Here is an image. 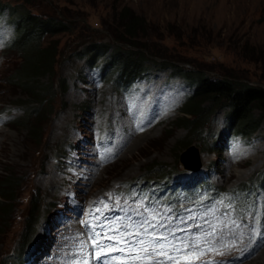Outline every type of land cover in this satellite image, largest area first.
<instances>
[{
  "label": "rangeland",
  "instance_id": "obj_1",
  "mask_svg": "<svg viewBox=\"0 0 264 264\" xmlns=\"http://www.w3.org/2000/svg\"><path fill=\"white\" fill-rule=\"evenodd\" d=\"M124 8L145 20L134 43L148 48L149 62L162 61L157 53L176 59L175 64L184 69L264 88V0H0V177L9 171L20 179L13 212L0 228V264L37 241L45 242L49 251L56 243L58 221L66 220L61 226L73 223L76 204L80 216L92 202L104 200L124 182L186 172L183 156L195 155L202 166L199 175L223 193L216 204H226L237 185L255 180L264 171V122L251 138L232 137L223 144L226 122L220 110L203 138L194 139L187 148L181 143L188 133L175 124L192 93L183 79L153 69L135 80L127 95L116 90L117 71L98 81L96 70L88 67L82 54L101 44L129 48L118 40V14ZM21 13L52 18L66 27L40 42L55 46L58 58L51 76L52 96L41 106L51 115L36 118L42 134L39 144L34 135L16 125L24 116L16 105L26 107L28 100L14 80L21 72L22 56L11 46L16 26L9 19ZM104 63L98 60L105 72ZM39 81L45 86L48 78ZM119 143L125 145L122 151L101 166L99 160ZM257 191L250 217L240 229L243 218L233 209L220 213L210 208L203 213L201 227L195 225L200 218L196 210L171 212L164 197H139L132 210L105 202L99 213L104 222L101 230L108 235L112 231L125 234V226L132 233L139 231L150 218L160 232H167L173 222V234H181L187 247L181 254L169 251L133 259L138 254L143 257L139 243L129 240L118 252L114 247L101 249V244L114 246V238L88 233L86 241L65 247L59 264H98L97 254L110 258V264H264V192ZM34 200L37 219L28 224ZM139 218L145 221L137 228ZM185 225L191 230H182ZM219 232L224 240L233 236L235 243L216 252L219 257L204 259L201 252L214 244ZM130 246L137 252L130 253ZM117 256L121 259H111Z\"/></svg>",
  "mask_w": 264,
  "mask_h": 264
},
{
  "label": "trees",
  "instance_id": "obj_2",
  "mask_svg": "<svg viewBox=\"0 0 264 264\" xmlns=\"http://www.w3.org/2000/svg\"><path fill=\"white\" fill-rule=\"evenodd\" d=\"M118 16L121 29L118 40L129 45V48L122 49L120 46L114 48L109 44H101L87 48L82 56L86 59L88 67L98 66V60L102 59L105 62V67H103L105 72H103L108 77L113 76L114 71L119 72L114 79L116 86L127 83L128 78L148 74L153 69L170 72L171 77L183 79L192 89V94L186 97L181 108L182 117L178 118L175 123L176 127L184 128L189 136L185 142L181 143L182 145L188 148L194 139H202L212 119L220 110L224 111L226 122V132L221 135L222 138L230 134L242 139H249L260 129L264 122L263 87L242 83L231 77H212L203 72L184 69L175 64L178 62L176 59H167L157 53L156 57L162 61L149 62L146 59L148 48L134 43L140 37L145 20L133 14L128 8L122 9ZM9 21L16 26H14L16 37L13 38L15 40L11 46L16 48L22 56V69L14 80L19 83L24 95L27 96L26 100H28L26 107L16 105L24 113L22 118L16 120V125L26 130L29 135H34L36 137L34 141L39 144L42 134L39 132V123L36 118L51 115L49 109L41 110V106L48 102V97L52 96L51 76L58 58L55 46H50V44L42 46L40 42L44 36H54L64 32L66 27L58 20L43 19L29 13H23L19 17L14 16ZM44 77L48 78V83L45 86L41 85L39 81ZM63 86L65 84H60V88ZM255 111L258 112V115H255ZM34 117L36 120H32ZM178 173H168L160 178L145 180L163 181ZM4 174L0 177V228L4 227L13 212L15 193L20 183V179L14 177L9 171H5ZM253 183L264 186V171L255 180L242 183L238 185V188L246 189ZM28 219V224L31 220L35 222L37 219L36 200L33 201L32 212ZM41 242L37 241L33 246H41ZM27 248L28 246H22L16 255L6 260V264H21Z\"/></svg>",
  "mask_w": 264,
  "mask_h": 264
},
{
  "label": "snow or ice",
  "instance_id": "obj_3",
  "mask_svg": "<svg viewBox=\"0 0 264 264\" xmlns=\"http://www.w3.org/2000/svg\"><path fill=\"white\" fill-rule=\"evenodd\" d=\"M162 239L167 240V237H163ZM138 243L140 245H142L143 247L139 250L140 253L143 254V257L138 254L137 256L133 257V259H141V258H146V257H152L155 256L157 254L159 255H166V244L165 243H161L159 242V240H157L155 243L153 242H146V241H138ZM99 248L103 249V248H113V245H107V244H101L98 246ZM185 247H187V245H185ZM151 248V251L149 250ZM173 248L175 251H179L180 249L178 247H176L175 245H173ZM157 249L159 250L157 252ZM115 250V249H114ZM120 251H123L122 249ZM128 251L131 252H137V249L134 246H130L128 248ZM98 256V264H110V258L106 257V256H100L99 254H97ZM172 257H169V259H171ZM111 259H121V257H111ZM154 264H163L162 261H155Z\"/></svg>",
  "mask_w": 264,
  "mask_h": 264
},
{
  "label": "bare ground",
  "instance_id": "obj_4",
  "mask_svg": "<svg viewBox=\"0 0 264 264\" xmlns=\"http://www.w3.org/2000/svg\"><path fill=\"white\" fill-rule=\"evenodd\" d=\"M185 155H187V154H185ZM183 157L181 158V164L184 166V169L185 170H188V171H196L197 168L195 169V165L199 169V161H198V159L196 158L195 155L194 156L191 155L190 157H188V159H185Z\"/></svg>",
  "mask_w": 264,
  "mask_h": 264
},
{
  "label": "water",
  "instance_id": "obj_5",
  "mask_svg": "<svg viewBox=\"0 0 264 264\" xmlns=\"http://www.w3.org/2000/svg\"><path fill=\"white\" fill-rule=\"evenodd\" d=\"M199 167H200V165H199ZM197 169H198V167H197ZM197 169H196V170H197Z\"/></svg>",
  "mask_w": 264,
  "mask_h": 264
}]
</instances>
